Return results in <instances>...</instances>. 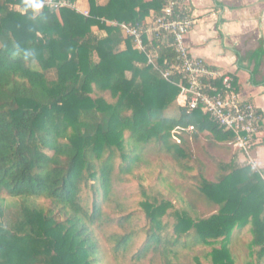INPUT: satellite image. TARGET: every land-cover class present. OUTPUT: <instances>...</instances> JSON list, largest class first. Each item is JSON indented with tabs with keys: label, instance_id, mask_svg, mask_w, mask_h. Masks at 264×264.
Masks as SVG:
<instances>
[{
	"label": "trees",
	"instance_id": "trees-1",
	"mask_svg": "<svg viewBox=\"0 0 264 264\" xmlns=\"http://www.w3.org/2000/svg\"><path fill=\"white\" fill-rule=\"evenodd\" d=\"M165 2L88 0L84 16L0 0V264H102L96 230L113 227L116 263L264 264V183L248 167L218 165L210 181L200 164L172 198L138 181L139 230L116 192L139 179L152 143L178 164L188 158L184 134L171 138L177 126L232 143L200 111L177 105L167 116L178 89L102 22L143 25ZM158 53L161 66L172 58Z\"/></svg>",
	"mask_w": 264,
	"mask_h": 264
},
{
	"label": "built area",
	"instance_id": "built-area-1",
	"mask_svg": "<svg viewBox=\"0 0 264 264\" xmlns=\"http://www.w3.org/2000/svg\"><path fill=\"white\" fill-rule=\"evenodd\" d=\"M16 1L25 6L26 0ZM188 1L166 0L159 13L149 12L143 25L102 22L118 28L121 35L130 40L133 50L144 56L146 64L162 80L178 89L179 106L190 112L200 111L222 131L229 133L232 136L230 146L242 158V166L250 168L264 183V168L252 156L260 116L252 103L240 99L231 75L210 67L190 53L185 39L195 22L190 16ZM40 2L43 7L39 12L45 9L74 10L73 4L66 0ZM159 48H167L172 54V58L164 60V66L158 64ZM193 132L192 126H177L172 130L171 138L180 144L181 135Z\"/></svg>",
	"mask_w": 264,
	"mask_h": 264
},
{
	"label": "crops",
	"instance_id": "crops-1",
	"mask_svg": "<svg viewBox=\"0 0 264 264\" xmlns=\"http://www.w3.org/2000/svg\"><path fill=\"white\" fill-rule=\"evenodd\" d=\"M108 1L95 0L102 7ZM73 8L79 14H88V0H76ZM188 8L195 22L185 39L190 53L231 75L240 99L252 103L260 116L252 156L264 168V0H189ZM92 31L105 36L97 28ZM210 137L213 148L225 158V165L243 167L242 158L229 143H218ZM242 236L248 237L247 229Z\"/></svg>",
	"mask_w": 264,
	"mask_h": 264
},
{
	"label": "rangeland",
	"instance_id": "rangeland-1",
	"mask_svg": "<svg viewBox=\"0 0 264 264\" xmlns=\"http://www.w3.org/2000/svg\"><path fill=\"white\" fill-rule=\"evenodd\" d=\"M166 112L167 116L176 115V108L178 103ZM194 133V132H193ZM184 134L183 140L188 143V158L182 160L180 164L172 160L164 150H160L153 143L144 148V157L146 166L139 169L137 176L139 179H130L128 184H124L117 188L116 192L123 201L127 202L132 210H136L138 220L134 223L136 229L143 227L144 218L135 208V203L139 200L137 187L138 181H141L146 187L153 188L160 192L163 196L173 197L171 190L174 188L177 192L185 190L187 186L194 185V182L187 180L189 176L191 179L199 174L200 164L204 166V175L210 181L214 180L216 168L218 165H223L225 158L212 146L210 135L200 134L196 140H193L194 135ZM231 149V148H230ZM145 162V161H144ZM190 168L184 170L181 166ZM107 212H111L108 210ZM13 213V212H12ZM113 232L120 233L116 228H103L96 230V236L99 245L102 247L103 257L102 264H130L126 260L124 262H114L112 254L113 245L107 242V236ZM143 236H141V239ZM141 240L135 245L139 246ZM141 264H159L158 259L154 258L153 262L145 261Z\"/></svg>",
	"mask_w": 264,
	"mask_h": 264
},
{
	"label": "clouds",
	"instance_id": "clouds-1",
	"mask_svg": "<svg viewBox=\"0 0 264 264\" xmlns=\"http://www.w3.org/2000/svg\"><path fill=\"white\" fill-rule=\"evenodd\" d=\"M42 7L43 5L40 0H26L24 11L27 12L31 9L33 13H37Z\"/></svg>",
	"mask_w": 264,
	"mask_h": 264
}]
</instances>
